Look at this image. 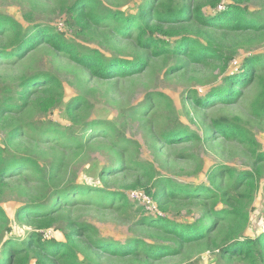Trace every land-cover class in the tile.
Returning a JSON list of instances; mask_svg holds the SVG:
<instances>
[{
    "label": "trees",
    "instance_id": "obj_1",
    "mask_svg": "<svg viewBox=\"0 0 264 264\" xmlns=\"http://www.w3.org/2000/svg\"><path fill=\"white\" fill-rule=\"evenodd\" d=\"M246 1L199 0L193 5L167 2L154 9L148 3L141 6L137 14H130L110 8L102 0H61L59 9L66 16L73 35L87 42L104 41L100 46L107 50L105 52L100 47H85L70 40L66 31L53 25L33 22L25 27L15 18L0 14V66L12 65L45 44L66 53L95 78L108 80L142 72L149 64V57L136 54L134 60H130L122 56L124 47L113 43V37L106 33L114 28L119 41L127 40L152 57L173 61L172 71L183 70L188 64H207L218 70L220 79L211 83L204 96L197 91L191 93L192 102L198 107L211 109L219 104L225 107L237 104L241 92L257 86L250 113L259 124H264V50L244 56L235 69L231 65L240 51L264 43V6L253 11L245 5ZM219 6H222L220 10ZM132 35L134 40L130 41ZM64 98L63 81L52 72L34 71L20 77L16 85L9 84L0 73V129L5 131V138L0 142V264H112L117 260L147 264L178 254L185 244L204 239H211L218 249L217 264H227L228 259L239 264H264V232L248 234L254 202L264 180V146L247 121L223 117L214 121V126L224 138L247 147L253 156L251 169L217 164L209 171V184L174 186L168 178H155L153 167L136 163L146 182L143 187L161 210L167 211L182 201L186 206H199L201 214L196 219L184 220L150 217L136 209L140 212L137 225L150 230L149 239L130 236L120 242L102 238L93 224L76 219L72 214L74 208L84 205L85 199L97 207L112 201L116 202L112 206L115 209H133L135 205L125 192L109 188L105 180L109 175L107 169L99 173V184L72 178L64 186L52 188L57 172L54 162L42 165L36 157L22 154L16 146V140L28 123L16 124L9 116L29 108L47 115L61 107L70 126L43 121L37 125L39 132L44 138L66 139L68 148L81 145L83 134L76 135L72 130L75 126L84 132L89 126L90 123H81L87 101L77 96L64 104ZM166 105L172 116H177L172 104L167 102ZM188 131L181 125L169 129L167 138H200ZM104 132L116 134L117 130L107 127ZM29 168V172L25 171ZM30 172L40 189L23 202L17 222L31 227V233L25 240L5 239L11 227L2 198L10 187L9 180ZM216 173H224L231 184L218 186L214 179ZM54 230L60 232L63 239L47 237L46 233Z\"/></svg>",
    "mask_w": 264,
    "mask_h": 264
},
{
    "label": "rangeland",
    "instance_id": "obj_2",
    "mask_svg": "<svg viewBox=\"0 0 264 264\" xmlns=\"http://www.w3.org/2000/svg\"><path fill=\"white\" fill-rule=\"evenodd\" d=\"M61 0H0V14L8 15L28 27L39 22L55 26L66 31L70 40L83 46L100 47V43L87 42L73 35L66 24V16L59 9ZM73 1V0H69ZM110 8L126 13L137 14L140 7L148 3L152 8L167 2L198 3L199 0H102ZM193 5V4H192ZM224 5V4H223ZM222 5V6H223ZM253 11L263 8L264 0H247L246 4ZM219 6V10L222 8ZM210 11V10H209ZM215 13V11H212ZM113 31L106 33L113 38V43L122 45V56L134 60L136 54L149 57L148 65L142 72L114 79L95 78L82 64L69 58L63 51H57L50 45H42L34 52L12 65L0 66V73L9 84L16 85L19 78L34 71L52 72L63 81L65 88L64 104L77 96L87 101L81 123L87 129L73 128V132L83 134V143L68 148L67 141L61 137L44 138L37 125L53 121L61 126H70L64 116V108L43 115L32 108L25 112L9 116L16 124L28 123V127L16 140V146L22 154L36 157L44 165L50 161L57 168L52 188H59L70 182L78 181L96 185L101 182L100 172L107 169L105 178L111 190H120L127 194L135 205L133 209H115L116 202L109 201L104 207H97L85 199L72 214L76 219L90 222L102 238L124 242L127 237L149 239V231L137 225L140 212L150 217L166 216L171 219H196L201 214L199 206H186L182 201L167 211L161 210L157 201L143 187L146 185L143 172L136 163L153 167L155 178L165 177L176 185L192 183L209 184V171L217 164L228 165L240 170L251 169L253 156L245 145L224 138L218 134L214 121L223 117H239L247 121L264 146V124H259L250 113V102L258 91L252 86L241 92L239 102L231 106L216 105L211 109L198 107L190 96L193 91L204 96L209 86L220 79V72L211 65L188 64L183 70L172 71L173 61L163 57H152L151 53L139 51L132 42L119 41ZM78 40V41H77ZM134 40V35L130 41ZM264 50V43H257L240 54L231 63L233 69L246 55ZM107 53V52H106ZM165 97V98H162ZM172 104L177 116H172L166 103ZM177 122V123H176ZM184 125L188 133L200 138L189 137L168 139L167 135L176 127ZM107 127L117 130L116 134L104 132ZM206 137V138H205ZM5 138V131L0 129V142ZM58 139L60 142H55ZM187 139V140H185ZM178 140V141H176ZM18 150V151H19ZM28 169L27 167H24ZM138 169V170H137ZM27 172L29 170H25ZM31 173L9 180L10 187L2 198V206L10 218L11 230L5 233V239L25 240L32 228L17 222V213L29 196L38 193V181ZM218 186L230 185L231 181L224 173L214 174ZM27 194V196L25 195ZM187 194H190L189 192ZM264 232V180L254 202L249 235ZM52 233V234H51ZM47 237L63 235L54 230L46 233ZM0 245V255H1ZM219 252L211 239L187 243L178 254L167 255L147 264H217ZM107 259V258H104ZM139 264L137 261L117 260L112 264ZM227 264H239L230 262ZM34 264V263H32ZM144 264V263H140Z\"/></svg>",
    "mask_w": 264,
    "mask_h": 264
},
{
    "label": "built area",
    "instance_id": "obj_3",
    "mask_svg": "<svg viewBox=\"0 0 264 264\" xmlns=\"http://www.w3.org/2000/svg\"><path fill=\"white\" fill-rule=\"evenodd\" d=\"M49 233V232H48Z\"/></svg>",
    "mask_w": 264,
    "mask_h": 264
}]
</instances>
